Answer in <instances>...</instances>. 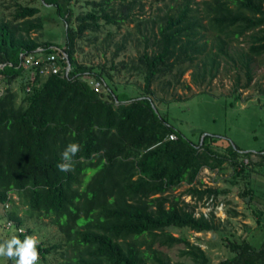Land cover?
I'll return each mask as SVG.
<instances>
[{
    "label": "trees",
    "instance_id": "obj_1",
    "mask_svg": "<svg viewBox=\"0 0 264 264\" xmlns=\"http://www.w3.org/2000/svg\"><path fill=\"white\" fill-rule=\"evenodd\" d=\"M5 1L0 0V78L6 84L0 95V203H11L5 217L15 227L5 239L15 235L23 241L36 232L35 222L47 219L58 236L39 241L37 264H184L161 249L181 244L179 256L209 264L199 244L170 229L222 232L213 208L228 188L206 185L199 172L229 162V183L244 178L237 195L251 204L255 195L248 173L264 167V148L252 154L231 144L221 147L214 135L200 141L203 131L190 138L170 121L169 104L189 98L174 91L191 89L182 79L188 70L191 83L201 86L217 76L223 61L235 63L232 49L239 38L247 42L246 50L237 51L245 82L240 83L238 72L233 91L249 87L251 64L264 54V0H174L149 18L140 17L141 0H85L86 9L77 13L81 0H39L64 20L63 46L33 34L43 28L35 0ZM105 25L115 30L99 40ZM80 40L103 48L104 56L113 48L110 59L81 63L76 56ZM37 47L44 55H59L57 73L43 77L34 70L30 78L33 70L20 65V52ZM60 50L71 63L67 75ZM120 54L127 57L117 59ZM85 71L103 78L100 91L93 90ZM121 73L136 76L130 83L134 94L118 89ZM171 132L176 138H168ZM69 143L80 151L73 169L62 172L57 164ZM183 184V191L173 192ZM12 193L24 207L22 214ZM208 204L207 213L197 211ZM224 239L231 255L217 264H264V240L256 249L246 238Z\"/></svg>",
    "mask_w": 264,
    "mask_h": 264
},
{
    "label": "rangeland",
    "instance_id": "obj_2",
    "mask_svg": "<svg viewBox=\"0 0 264 264\" xmlns=\"http://www.w3.org/2000/svg\"><path fill=\"white\" fill-rule=\"evenodd\" d=\"M10 1L6 0L5 3L8 4ZM84 1L81 0L75 4V13L86 9ZM141 3L143 4V10L140 17L149 18V16L156 14L161 15L167 9V5H172L174 0H141ZM33 4L39 6V15L43 19V28L33 34L37 35L40 40L48 39L54 44L63 46L65 41L64 20L58 16L55 8L44 6L39 0L33 1ZM9 10L5 11V13L7 14ZM137 11L138 9L136 8ZM129 26L132 27L133 23H130ZM107 30L114 31L115 29L112 26L105 25L102 32L98 33L99 40L105 36ZM124 30L125 28H122L119 31L123 32ZM116 36L119 38V35L116 34ZM236 42L233 43L235 49H232L236 62L233 63L231 60L223 61L217 76L209 84L201 86L192 84L189 74L190 70L183 75L182 79L190 83L191 89L187 90L178 87L174 91H176L175 94L177 95L181 94L189 98L171 102L169 104V117L170 121L184 135L190 138L196 137L200 131H203V133L217 137V143L219 144H222V142L231 144L233 147H240V152L249 151L255 154L264 148V54L257 57L251 64L253 79L249 87L237 88L236 91H233L238 72L240 73V83L245 82L243 70L238 68L237 51L246 50L247 42L242 38H239V41ZM112 49H109V52L104 56L101 54L103 48H95L89 45L87 40H80L76 56L81 63H102L110 59ZM132 50L129 52L133 53L134 50ZM126 57L120 54L117 59ZM135 80L136 76L121 73L117 80L121 83L118 89H125L130 94H134L136 92L135 86L130 85V83ZM124 83L127 84L122 85ZM239 94L240 98L234 97ZM159 106L162 109H166V104ZM242 161L249 163L248 158H242ZM256 170L248 173L249 186L253 188L255 197L251 204H247L237 195L239 186L242 187L247 181L243 178L239 180L238 184L229 183L228 178L232 174V167L229 162H225L221 169L209 170L203 168L198 175V178L203 183L228 188V192L217 199L218 204L215 206H219V208H213L215 216L223 222L221 226L222 232H194L188 229H170V232L174 235H184L191 242L199 244L209 256V264H217L221 259L231 255V252L226 247L225 235L230 239L246 238L254 248H259L264 240V212H262V216L258 213L257 198L262 199V204L264 205V167ZM186 186V184H183L173 192L180 193ZM12 197L15 200L14 204L19 205L18 212L22 214L21 209L24 207L19 203V198L15 193H12ZM184 198L187 201H191L189 196L185 195ZM249 201L248 199L247 202ZM209 202L210 200L207 203ZM205 207L207 208H202L204 212L212 208L210 204ZM9 209H11L10 202H8V208L6 209L0 203V242L7 236L12 235L15 229L14 225H7L5 222V213ZM227 209L236 210L237 216H229L226 213ZM262 209L264 211V208ZM256 218L260 221L259 224H257ZM46 220H38L35 222L36 226H34L35 224L32 220L27 222V224L33 225L36 229L32 236L36 237L38 241L49 240L50 236H58L55 228L47 225ZM23 228L25 229L24 226ZM181 247H183L182 244L170 248L161 247V249L170 256L174 263L191 264L187 257L179 256ZM4 261V258H0L1 263Z\"/></svg>",
    "mask_w": 264,
    "mask_h": 264
},
{
    "label": "clouds",
    "instance_id": "obj_3",
    "mask_svg": "<svg viewBox=\"0 0 264 264\" xmlns=\"http://www.w3.org/2000/svg\"><path fill=\"white\" fill-rule=\"evenodd\" d=\"M79 151L80 146L78 144L69 143L61 153V163L57 164L58 170L62 172L71 171L73 169V157ZM3 207L4 209L8 208V202H5ZM5 222L7 224L10 221L6 219ZM17 231H23V229ZM38 243L37 238L32 235H25L23 241L13 235L11 238L0 242V258L13 260L14 264H37L40 259Z\"/></svg>",
    "mask_w": 264,
    "mask_h": 264
},
{
    "label": "built area",
    "instance_id": "obj_4",
    "mask_svg": "<svg viewBox=\"0 0 264 264\" xmlns=\"http://www.w3.org/2000/svg\"><path fill=\"white\" fill-rule=\"evenodd\" d=\"M42 51H43L42 47H37L36 49L31 51L20 52V58H21L20 65H23L25 68H31L33 70L30 74V78L33 77L35 73L34 70H39V72L43 77L52 73H57L60 70L59 55L57 53H48L44 55ZM60 51L63 54L61 56V59L62 58L65 59L66 58L65 52H63L62 50ZM2 65L3 64H0V66ZM70 70H71V66L69 67V65L66 63L64 67V73L67 75ZM83 74H85L88 83L91 85L94 91H100L102 86L105 85V81L103 80V78H94L91 74H89L88 71H85ZM5 88H6L5 81L0 78V95L4 93ZM30 89H31L30 84H27L25 90L29 91ZM168 138L174 139L176 138V135L171 132L168 134ZM215 207L219 208V206H215ZM202 208H207V207H200L197 211L199 210L202 211ZM202 212L207 213L208 211L206 212L202 211ZM197 214L198 212H196V215ZM9 224L10 222L7 223V225Z\"/></svg>",
    "mask_w": 264,
    "mask_h": 264
},
{
    "label": "crops",
    "instance_id": "obj_5",
    "mask_svg": "<svg viewBox=\"0 0 264 264\" xmlns=\"http://www.w3.org/2000/svg\"><path fill=\"white\" fill-rule=\"evenodd\" d=\"M12 85H13V89H17V88H18V87H17L18 82L13 83ZM219 141H221V140H219ZM221 142H222V141H221ZM216 143H217V142H216ZM217 145H219V146H221V147H225V146L227 145V143H223V142H222V144L217 143ZM244 199H245V198H244ZM257 205H258V207H259V212H258V213H260V216H262V212H264L263 209H262V208H264V205L262 204V199L257 198ZM258 215H259V214H258ZM263 215H264V214H263ZM256 221H257V224L260 223V221L258 220V218H256Z\"/></svg>",
    "mask_w": 264,
    "mask_h": 264
},
{
    "label": "water",
    "instance_id": "obj_6",
    "mask_svg": "<svg viewBox=\"0 0 264 264\" xmlns=\"http://www.w3.org/2000/svg\"><path fill=\"white\" fill-rule=\"evenodd\" d=\"M65 54H66V53H65ZM66 62H67V64H68L69 67H70V66H71V63H70V60H69L67 54H66ZM138 98H140V97H138ZM131 100H133V99H131ZM152 107H153V108L155 107L154 104H152ZM206 134H207V133H203V134L201 135V137H200V141L203 139V137H204ZM243 152H245V151H243ZM249 198H250V197L247 196V197H245V200L248 201Z\"/></svg>",
    "mask_w": 264,
    "mask_h": 264
}]
</instances>
